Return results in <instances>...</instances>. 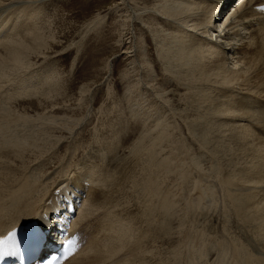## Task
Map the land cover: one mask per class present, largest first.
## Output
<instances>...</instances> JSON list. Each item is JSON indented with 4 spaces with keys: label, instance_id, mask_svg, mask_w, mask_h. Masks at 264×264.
Wrapping results in <instances>:
<instances>
[{
    "label": "bare ground",
    "instance_id": "6f19581e",
    "mask_svg": "<svg viewBox=\"0 0 264 264\" xmlns=\"http://www.w3.org/2000/svg\"><path fill=\"white\" fill-rule=\"evenodd\" d=\"M45 1L46 0H0V79L4 81L3 78L5 76H9L8 70H10L12 74L15 73L16 75L14 78H12L13 80L11 79L12 81H8L4 85L3 95L5 97L7 95V100L10 99L9 101H14L16 103L18 102L20 105L22 103L21 107L26 105L25 102L36 99L38 97V93L42 90H44V92L47 93V96H49L50 90L52 89L51 78L53 76L50 78V76H48L49 74H45L46 69H44L45 73L40 71L36 72L34 71L35 68L32 69L37 63L36 60L41 59V55H44V52L49 50L51 45L48 41L50 38H47V40L45 39V35H43L44 31L40 30L39 25L36 27L27 28V26L30 24H38V22H36L37 14L41 8L37 4H41V2ZM48 1L49 0L46 2ZM119 1L120 2L117 4L118 6L116 8L118 11L121 10V12L125 11L126 9L125 13L128 14L129 22L133 27L131 30H134L133 32L130 31L131 44L133 45L131 47H133L134 51H131L130 54L127 51V53L124 54L131 55L128 56L129 60L131 61L130 65L132 66L133 70L137 72V75L135 74L136 77H140L137 85L134 87L131 86L128 89V92H133L135 89L139 88L137 93V99L139 100L136 102H140L141 104L139 103L140 105H137L135 102V104H131L133 103L131 100H137L135 99L136 97L134 95L132 99L130 97L128 100L131 106L127 101L128 110L131 111V113H134V119H146L148 123L154 122L155 127L158 125L156 135L162 140V142L168 143L169 139H171L169 141L170 144L168 143L172 146L170 149L173 151H178L176 158L178 159V162L176 163L177 173H172L177 178L175 180H187L189 177V171L187 170L188 168H186V166L192 163L196 164L198 161H196V154H193L190 157L187 155L184 150V144L181 143L179 146L176 144V142L174 143L172 141V139H176L178 136H180L171 130L175 125L168 119L172 118L173 116L179 117L181 121L187 126H184L186 127V131L182 129L180 134H190L193 139H195V141L203 140L206 146L210 148L208 149L206 146H202L204 151H206L203 152V154L208 156L211 160H214V158L218 159L217 157L220 156V159L223 161V165H225L226 170H228L226 171L228 174L227 176H224V173L220 174L221 172H215V174L217 177L220 174L219 183L224 187V198L223 192H221V197L220 195L219 197L223 202H225L226 207L224 212H222L221 209H217L213 210L212 213H205L206 231L216 236H222L224 232H226V234L228 232L232 236L234 235L233 237L235 238L232 241H234L233 247L235 246V248L233 249L235 251L233 254L236 256L235 258L239 260V264H264V12L258 10V7L264 5V0H172L175 2H170L167 0H151V3L148 0H141L142 2H139V0ZM135 1H137V5L133 4ZM235 2H238V5ZM234 3L237 5V7H233ZM16 13H23V17H29L20 19L16 23L13 20V16ZM154 19H158L159 21L161 20L164 27H161L162 25L160 26V24H157V21H154ZM104 20L105 19L98 18L95 23L92 21V23L89 24L87 28L97 31V29H101L103 26ZM25 30L27 31L26 34H23L22 32H25ZM141 31L148 32L147 36L151 38V43L158 52L159 57H157V60L159 61V64L153 63L154 65H152V63H150L151 61L147 60V51L150 49L148 50V48L146 49L143 46L146 49L144 50V48L141 46L145 43V41H143L144 38L142 37L144 34H141ZM137 32L139 35L141 34V42H144H140L141 44L139 46H137V40L139 39V37H137ZM177 37H179L178 40ZM140 48L142 50H140ZM140 51L143 52L141 53ZM33 61L36 63H32ZM42 65L43 64H41V66ZM5 66L7 68H5ZM160 67L162 69V73L164 69L166 73L172 75L178 82V86L169 92L168 95H164V92L166 91H162L163 87H157L156 85V87L153 88L155 90L151 91L152 89L150 90L146 85H143V83L141 85L142 80H154L156 78L155 74L157 69ZM24 68L30 70L32 69L31 72L25 74V76L31 74L30 77L28 76L21 78L23 77L22 72ZM128 75H130V73H128ZM128 78L130 79L131 77L129 76ZM140 79L142 80L140 81ZM157 80L158 79L154 80L155 84L158 82ZM170 81L167 84H170ZM173 82L175 81L173 80L172 83ZM177 82L175 83L177 84ZM81 90V95L83 92H91L85 89ZM180 91L192 93V96H190V101L194 105L189 108L187 107V113H184L185 110L182 111V105H178L179 103L177 104V107L173 105L179 100H175L173 98L178 96L176 93ZM57 92L56 93L59 94L58 98L64 95L60 92V88L57 89ZM53 93H55V91ZM170 93L172 94L170 95ZM128 94L130 95L132 93ZM39 95L42 96L41 93H39ZM169 95L171 96L170 98ZM44 96L45 98L41 100L45 102L44 104H46L47 107L41 108V104L36 103L35 101L28 103L32 104L33 110L38 114L36 116H39V120H41L39 121L37 119L35 120L31 118L30 123L34 126V128H38V130L35 131L38 137L41 128L47 124L45 128L47 132L44 131V134L47 135V138H44L41 142L48 143L49 139L51 138L49 135L50 130L56 131L57 129L62 128L65 131L67 127L71 126L70 128H72L73 132L69 133L71 136L74 135L78 123L84 122V119L81 121L79 120L76 124V120L74 123H72V120L69 117H57L56 115H60L58 114L60 113L58 112L59 108H55V106L57 107L58 103L56 104L54 102V97L51 95L49 97L46 95ZM3 97H0L1 101L4 100ZM156 98L162 103L157 101ZM147 99L149 100L147 101ZM184 99L187 101L188 95H186ZM199 101H202V105H199ZM6 103H8V101H6ZM9 103V105H11V102ZM0 107L2 108L0 110V169H3V172L0 171V181L3 183L2 187L0 186V236L18 225H23L29 223L31 220L39 219L44 226H47V229L52 230L50 241L52 240L56 242L57 236L55 232L57 227L55 224L59 221V218H61L62 215H58L55 212L57 210L60 211L62 209H67V202L72 201L73 207L76 209V207L79 206L78 209H80L76 220L73 222V228L77 233L80 243L82 244V249L78 255L69 259L65 264H132V258L134 256L133 250L137 240L135 241L136 237L133 235V225L131 223L137 219L134 218L135 220L132 219V222L129 221V219L132 218L128 216L132 213L129 211V209H124V215H120L115 207L121 200H119L117 197L119 194L114 196V192L116 190L114 187L119 184L121 181L120 179L123 180L126 176L118 177L117 174L113 176L114 173L113 175H110V168H106L105 165L97 166L85 159L83 162H88L90 164H88L89 166H87L85 169L83 168V174H81L79 177L76 169V172L74 171L76 178L75 180L71 179L72 183L69 184H65V181L67 183V180L62 175L63 178H60V180H58L59 182L57 181L58 184L53 190L52 188L50 189L52 191L47 194L44 201L39 206V196L42 195L50 185L49 183L42 185V182L49 173L47 172L45 175L32 177V167L38 164L41 160L47 161V159L44 158L46 154H40L41 152L39 153L40 155L37 154L38 156L32 161V157L30 156L41 151L47 146H43L44 148L41 149V147L37 145V148L32 150L33 153L31 155V152L22 146L24 144H22L21 147L19 144L17 145L18 141L11 138L9 135V133L12 134L13 129L15 128H13L12 125L9 126V124L10 122L13 123L12 117H15L16 114L14 115L10 108H4V106ZM28 110L29 108H26L25 111L29 113ZM167 114L168 119L165 118ZM43 116L44 118H42ZM17 120L19 121V118ZM61 121L66 122L62 123ZM147 122L143 124L144 127L148 125ZM150 135H152V133ZM156 135L154 137H156ZM215 153L218 156H216ZM198 155L199 154H197V156ZM66 157L67 158L64 159V162H67L68 158H70L68 156ZM199 157H201V155H199ZM72 158L74 159L73 156ZM2 159H5V161L8 159L7 163L3 162ZM50 159L46 162V164L52 165L51 168H53V178L55 177L54 175H56L55 171L60 168L59 166L63 161L56 163L52 162L53 164H49ZM201 159L204 158L201 157ZM161 160H156L157 162H155V166L161 172H169L170 169H167L165 166L167 162ZM9 161L15 163L14 165L18 166L16 167L12 166V164L10 165L11 162L9 163ZM203 162H205V160ZM108 163L110 166L113 165L115 163V158H110ZM70 166H72L71 163ZM196 167L197 166H195V168ZM209 167L211 169L212 166ZM21 168L25 170H20ZM201 169L199 171H201ZM215 169L217 170L218 168ZM13 170L18 171L17 176L14 178L12 177ZM190 171L192 172V170ZM213 174L214 173H212V175ZM7 176H10V179H7ZM106 176L109 177L107 178ZM105 181L108 183V188L104 186L105 184L103 185ZM85 183L90 184V186H87L89 187V192L86 195L88 196L86 200L83 192V190L86 188ZM132 183H130V185ZM144 184L141 185L144 186ZM148 184H150L148 190L151 195H149V193H146V195L148 194V196H152L153 201H155V204L152 203L150 206L149 214L151 215L153 212L158 213V215H162L163 219H165L166 223H168L169 219L167 218L172 217H169V215H173L175 207L179 208L178 203H181L180 200H177V203L170 200L167 189L165 190L157 187L155 180L150 182L148 181ZM136 185L137 184H135V186ZM40 186L43 188L39 190ZM15 187L17 189H13ZM27 187L34 188V191L30 192L25 200L35 197L40 193L41 190L42 191L36 198L32 199L30 203L25 204L19 209L20 204L25 201L24 200L23 202L19 203L21 198L20 196L23 197L27 195ZM207 188H201L202 192H199L200 194H198L200 195L199 200L204 199L206 196L205 194L208 191ZM209 188L211 189L212 187L209 185ZM180 191L183 192L185 190ZM7 192H9V195L8 197H5L4 194ZM144 192H146V190ZM131 197H133V195ZM207 198L208 197H206V199ZM212 198H214V196L211 197V199ZM218 198L216 201L220 202ZM194 200L195 199H193V201ZM123 201H125V199ZM123 201H121V205L123 204ZM211 201L212 200L208 202ZM213 201L212 203H215ZM132 202H134V200ZM201 202L203 203V201ZM212 203L209 204L212 205ZM12 204H16V208H13ZM221 205L219 207H221ZM36 206H39V208ZM120 207L123 208L125 206ZM14 209L16 212L8 215V213ZM193 209L194 208H192V210ZM141 210L143 211V209ZM144 212L148 214L147 211L144 210ZM57 216L59 217L57 218ZM120 216H123L124 218L120 219ZM152 217H154V215ZM163 221L164 220H162V223ZM220 226H222L223 229H221L223 231L220 230ZM222 232L223 234H221ZM237 234H239V236ZM183 235L184 234H182V237H184ZM219 241H217V246H222L223 243ZM212 246L215 247L214 244ZM231 248L232 246L230 244L227 246V250L225 251L229 252ZM124 249H126V251ZM216 249L217 247L215 250ZM225 254L222 255L225 256ZM226 256L225 260L227 258ZM42 257L43 258L40 259V261L43 262L47 256ZM237 262L233 263L235 264Z\"/></svg>",
    "mask_w": 264,
    "mask_h": 264
},
{
    "label": "rangeland",
    "instance_id": "374dc122",
    "mask_svg": "<svg viewBox=\"0 0 264 264\" xmlns=\"http://www.w3.org/2000/svg\"><path fill=\"white\" fill-rule=\"evenodd\" d=\"M46 1L41 2V4L40 3L37 4L41 8V10L37 14L36 22H38V24H36V25L30 24L27 26V28L36 27L39 25L40 30L44 31L43 35H45L44 36L45 39L47 40V38H50V40L48 42L51 46H50L48 51L46 50L44 52L45 53L44 55H41V57H42L41 59L36 60L37 63L35 61L32 62V63H34V62L36 63V64L34 63L35 66H33L32 69L35 68L34 71H36V72H39V71L44 72L45 71L44 69H46V71H45L46 73L45 72L44 73L49 74L48 76H50V78L53 76L51 78L52 89L50 90V95L52 97H54L53 98L54 102L56 104L58 103V105H60V106L57 105V107L55 106V108H59L58 112H60V113H58L60 115H56V116L57 117L63 116V118H64V116L69 117L72 120L71 121L72 123H74L76 120V124L78 123L79 120L81 121L84 119L83 120L84 122L78 123L77 129H76L77 131L75 130V133L72 136L70 133L73 131H72V128H70L71 127L70 126V127H67L65 131L62 128L57 129L56 131L50 130L49 135L51 138L49 139L48 143L47 142H41L44 138H47V135L44 134V131L47 132L45 129L47 124H45V126H43L41 128V131H39L40 134L38 137V135L35 133V131H37L38 128H36V127L34 128V126L31 125L30 123H31V118L35 119V120L36 119L39 120V116L38 117L36 116L38 114L36 113V111L33 110L32 104H28V103L35 101L36 103L41 104V106H42L41 108L47 107V105L44 104L45 102L42 101L45 98L44 95L47 96V93H45L44 90L40 91L39 93H41L42 96H40L38 93V95H37L38 97L36 99H32L30 101L25 102L26 105L21 107L22 103L20 105V104H18V102L16 103L13 101L14 103H16V104H14L12 101H9L10 99L7 100V97H8L7 95H6V97L3 95L4 94V92H3L4 91V88H3L4 85L8 81L13 80L12 78H14V76H16L15 73L12 74L10 72V70H8L9 76H5L3 78L4 81H2L0 79V81H1L0 92L2 94V95L0 94V97L4 96L3 97L4 102L0 100V106H4V108L5 107L10 108L13 111V114L14 115L16 114L15 117H12V121L14 124L12 122H10V124H9V126L12 125L13 128L15 127L13 129L12 134L9 133L11 138L17 140L18 143L17 142L16 143H17V145L19 144L20 147L22 144H24L22 146H24V148H26L29 152H31L30 153L31 155L33 153L32 150H35L37 148V145H39L41 147V149L44 148L43 146H47L46 148L42 149L41 151L30 156V157H32L31 161L33 159H35L40 154H46V156L44 155L45 156L44 158H46L47 161L51 158L49 161V164H53V163H56L59 161L64 162V159L67 158L66 156L70 157V158H68L67 162L66 161L64 162V164L62 162V164L59 166L60 168L55 171L57 176L56 175H54V176L56 178L55 177L52 178V176H53L52 169L53 168H51L52 165L46 164L47 161L41 160L38 164H36L34 167H32V173H31L32 177L42 176V175L47 174V172L49 173L45 177L44 181L42 182V185H44L45 183H49L50 185L48 186L46 191L42 195L39 196V199H40L39 206L42 204V202L44 201L47 194H49L57 186V184L59 182L58 180H60V178L64 177L67 180V183L65 181V184L72 183L71 179L75 180V178H76V176H75L76 174L74 173V171L76 172V169H77V174L80 177V175L83 174L84 169L87 166H89L88 164H90L88 162H83L86 159V160L90 161L92 164H95L97 166L105 165L106 168H108V169L110 168V175H113V173H114L113 176H115L116 174L118 177L126 176V177H124L125 180L124 179L123 180L120 179L121 181L119 180L120 181L119 184H121V185L118 184L114 187V189H116L114 192V196H117L119 194L120 196L119 195L117 196L119 198V200L123 201L125 199V201H123L122 205L120 204V203H122L120 201L118 203V205L115 207V209L119 212V214L124 215V212H123L124 209L125 210L129 209V211L132 212L130 215H128L129 217H132L131 219H129V221L132 222L133 220L137 219V220L133 221V223H131L133 225L132 226L133 235L136 237L135 241L137 240L135 243L134 250H133L134 256L132 258V264H185V263L186 264H192V263L193 264H234L233 262H237V261L238 262L235 264H239V260L237 258H235L236 256L233 254L235 251L233 249V248H235V246L233 247L234 241H232L235 238V237H233L234 235L232 236L228 232H227V234H226V232H224V234H223V232H222L221 233V234H223L222 235L223 237H222V236H216L214 234H210L208 231H206L205 215L207 213H212L213 210H217V209L218 210L221 209V211L224 212L225 207H226L225 202H223L220 199L221 194H222L221 192H223V198H224V191H223L224 187H223V185L221 186V184L219 183V180H220L219 176L222 173L225 174L224 176H227L228 173L226 171H228V170H226L225 165H223V161L220 159V156H218L215 153L216 156H218L217 157L218 159L214 158V160H211L208 156L203 154V152H206V151H204V149L202 147V146H206L205 142H203V140H196L195 141V139H193V137L187 133H184L183 135L180 134L182 129H184V131H186V127H187L186 124H184L181 121V119L177 116L176 117L173 116L172 118L169 117L170 119H168V117H167L168 114H167L165 116V118L168 119L171 123H174V125H175L174 126L175 128L173 127L171 129L172 132L174 131V133H177L180 135L176 139H172V141L174 143L176 142V144L179 146L181 145V143L184 144V150L187 153V155L190 157L193 154H196V158H197L196 161L199 162V160H200L199 163L198 162L196 164L192 163V164H189L186 166V168H188L187 170L189 171V177L190 178L188 177L187 180H183V181L175 180V179H177L174 174L177 173L176 172V170H177L176 163L178 162V159H176V158L178 155V151L175 150L176 151L175 152L172 149H170L172 147L171 145H169L170 144L169 141L171 139H169V141H168L169 144L167 142H162V140L159 137H157V135H156V131L158 129L157 124H156L157 127H155L154 122H149L150 123V125H149V123L146 121V119H144V120L136 119V118L134 119L133 118L134 113H131V111L128 110V104H127L129 102L128 100L130 99V97L132 99V97H134V95L136 97L135 99L138 98L137 93L139 91L138 90L139 88H137V89L134 88L135 91H133V92H128V89L131 86L132 87L136 86L140 77L139 78L136 77L137 72L134 71L132 66L130 65L131 61L129 60L128 56H131V55L124 54V53H127V51L129 54L131 51H134L133 47H131L133 45L131 44V33H130V31L133 32L134 30L133 31L131 30V29H133V27H132V24H130V22H129L128 14L125 13L126 9H125V11H122V12H121V10L118 11V9L116 7L118 6L117 4L120 2L119 0H49L48 2L50 4ZM142 1H145V0H142ZM142 1L139 0V2H142ZM148 1L150 2L151 0H148ZM167 1L175 2L172 0H167ZM235 3L233 4V7H237V5H238V2L236 3L237 5H235ZM133 4L137 5V1H135V3H133ZM115 8H116V10H115ZM27 17H29V16L23 17V13H16L13 16V20H14V22L17 23L18 20L24 19ZM98 18L99 19H101V18L105 19L101 29H97V31H96V30H92L91 28H87V26H89V24H91L92 21L95 23V21ZM154 21H157V24H160V26L162 25L161 27H164L163 22L161 20L159 21L158 19L157 20L154 19ZM26 32L27 31L25 30V32H22V33L26 34ZM140 33L144 34L142 37L144 38L143 41H145V43L141 42V39H140L141 34L139 35V33L137 32V37H139V39L137 40V46H139L141 43H144L141 46L142 47L144 46L146 49L148 48V50L150 49L149 51H147V56H146V57H148L147 60L151 61L150 63H152V65L157 64V63L159 64V61L157 60V57H159L158 52L156 51V48L151 43V38L149 36H147L148 32L147 31H141ZM179 37H180V35H179ZM179 37H177V40ZM145 44H146V46H145ZM147 46H149V47H147ZM141 48H140V50H142ZM145 48H144V50H146ZM140 52L142 53L143 51H140ZM46 54H48V55H46ZM26 62H28V61H26ZM41 64H43L44 66L43 65L41 66ZM129 65L131 68L129 67ZM5 68H7V67L5 66ZM25 68L23 69V72H22L24 75L21 73L23 76L21 78L28 77V76L30 77V75H31L30 74L28 76L27 75L25 76V74H28L32 70V69L30 70V69H25ZM143 72H144V70H143ZM164 72H165V70L163 69V73H162L161 67L157 69V72L155 74L156 78L154 79V80L158 79L157 80L158 82H156V84H155L154 80L145 81V80L140 79V81L142 80L141 85L143 83V85H146L150 90L152 89L151 91L155 90L153 88H155L156 85H157V87H159V86L161 88L163 87L162 91H166V92H164V95H168L169 92H171L174 88H176L178 86V82L176 81V79L172 75H170L166 72L164 74ZM128 73H130V75H128ZM10 74H12V75H10ZM127 76L128 77L130 76L131 78L129 79ZM141 77H142V72H141ZM8 79H10V80H8ZM25 80H27V79H25ZM166 80H167V82H166ZM173 80L175 82H177V84L175 82L172 83ZM169 81L171 82L170 83L171 85L167 84ZM163 83H166L167 85L163 84ZM131 84H133V85H131ZM164 87H165V89H164ZM58 88H60V92L62 94H64L63 96H60L59 98H58L59 94H57ZM81 89L89 90L91 92L90 93H88V92L84 93L83 92V94L81 95V91H82ZM54 91H55V93H53ZM180 92H177V93L175 92L176 94H178V96H175L173 99H175V100L179 99L180 101L178 100L173 105L175 107H177V104L179 103L178 105H182V111L185 110L184 113H187L188 108L194 105L190 101V96H192V93L186 92V91H180ZM128 93H132V94L129 95ZM188 93H190V94H188ZM171 94L172 93H170V95ZM170 95H169V98L171 97ZM186 95H188L187 101L184 99V97ZM49 96H47V97H49ZM138 100L139 99H137V100L133 99V101L131 100V102H133L131 104L137 103V105H140L141 104L140 102H139L140 104L138 102H136ZM148 100L149 99H147V101ZM199 100H200V98H199ZM6 101H8V103H6ZM22 101H24V100H22ZM157 101L160 102V100H158V99H157ZM9 102H11V105H9L10 104ZM164 102H166V101H164ZM160 103H162V102H160ZM199 103H200L199 105H202V101H199ZM131 104L129 102L130 106H131ZM25 107L29 108V110H28L29 113H27L25 111L26 110ZM64 108H66V109H64ZM1 109L2 108L0 107V110ZM14 109L17 112H15ZM20 110H21V112H20ZM40 112H43V111H40ZM65 112H67V113H65ZM25 114H27V115H25ZM13 118H14V120H13ZM18 118H19L20 122L17 120ZM42 118H44V116ZM39 121H41V120H39ZM66 121H61V122L65 123ZM142 121H143V123H142ZM23 122L24 123L27 122V123L24 124ZM146 122L148 123V125L146 127H144L143 124H145ZM184 126H186V127H184ZM143 127H144V129H143ZM149 127H150V129H149ZM21 129H22V131H21ZM147 129L150 131H148ZM151 129H154V130H151ZM141 130H143V131H141ZM151 133H152V135H150ZM147 135H149V136H147ZM155 135H156V137H154ZM171 137H173V136H171ZM190 139H192V140H190ZM215 143H216V141H215ZM219 146H220V143H219ZM140 147L142 148V150ZM207 148L210 149L209 147H207ZM10 150H11V147H10ZM164 151H166V152H164ZM188 151H189V153H188ZM207 152H210V151H207ZM197 154L201 155V157H203L204 159H201V157H199V155L197 156ZM72 156L74 157V159L72 158ZM105 156H107V157H105ZM164 156H165V158H164ZM30 157H29V159H30ZM113 157L115 158V163L110 166L108 161L110 160V158H113ZM161 158H162V160H161ZM146 159H148V160H146ZM155 159L157 161L161 160V161L167 162L165 164V166L167 167V169H170V171L169 172H161L155 166V162H157ZM2 160H3V162H6V163L8 161V159H7V161H5V159H2ZM204 160H205V162H203ZM69 161L72 164V166H70ZM10 162L11 161H9V163ZM201 162H203V163L200 164ZM106 163L109 165H107ZM146 163H147V165H146ZM11 164H12V166H16V167L18 166V165H14L15 163H13V162H11L10 165ZM143 166L144 167L146 166V167L144 168ZM195 166H197V167L199 166V167L195 168ZM209 166H212L213 169H212V167L210 169ZM215 168H218V169L216 170ZM146 169H147V171H146ZM200 169H201V171H199ZM2 170L3 169L1 168L0 171H2ZM20 170H25V169L21 168ZM151 170H153V171H151ZM190 170H192V172ZM144 171H146V172H144ZM137 172H138V174H137ZM215 172H221V173L217 177ZM122 173H124V174L126 173V174L124 175ZM172 173H174V174H172ZM212 173H214V174L212 175ZM12 174H13L12 177L14 178L17 176L18 171L13 170ZM121 174H122V176H121ZM62 175H63V177H62ZM9 177L10 176H7V179ZM106 177L108 178L109 176H106ZM196 177H197V179H196ZM141 178H142V180H141ZM153 178H155V179H153ZM54 179H56V180H54ZM134 179H135V181H134ZM136 180H138V181H136ZM154 180L157 184V187L165 189V190L167 189V192H169V199L170 200H172L175 203L178 202L177 200H180V202H181V203H178L179 208H177V207L174 208L173 215H169V213H168L169 217L172 216L170 218H167V219H169L168 223H166L165 219H163V216L160 214L158 215V213L153 212L155 214H153V213L151 215L149 214L150 206L152 203L155 204V201H153L152 196L150 197V196H148V194L146 195V193H149L148 188H149L150 184H148V181L150 182V181H154ZM213 180H215V181H213ZM190 182H192L193 184ZM130 183H132V184L130 185ZM107 184L108 183L106 181H105V183H103V185L108 188ZM135 184H137V185L135 186ZM141 184H144V186H142ZM2 185H3V183H2V181H0V186L2 187ZM209 185L212 187L211 189L209 188ZM87 186H90V184L85 183V187L87 188V189L85 188L83 190L85 200L88 197L86 195L89 192V187H87ZM131 186H133V187H131ZM188 186H191V187H188ZM140 187L141 188L143 187V188L141 189ZM41 188H43V187L40 186L39 190ZM51 188H52V190H50ZM132 188H134L135 191ZM137 188H138V190H137ZM201 188H203V189L207 188L208 191L206 192V194H205L206 196L204 197V199L199 200L200 195H198V194H200L199 192H202ZM13 189H17V188L15 187ZM200 189H201V191H200ZM209 189L211 190V192ZM26 190L28 191L27 195L23 196V197L20 196L21 198H20L19 203L23 202L28 197L29 193L34 191V188L27 187ZM86 190H87V192H86ZM145 190H146V192H144ZM180 190H185V191L182 192ZM186 190H188L189 192ZM41 191H40V193H41ZM208 193H210L211 195ZM218 193H220V194H218ZM8 195H9V192L4 194L5 197H8ZM38 195H36L33 198L25 200L23 203L20 204L19 209L22 208L25 204L30 203V201L32 199L36 198ZM132 195H133V197H131ZM149 195H151V194L149 193ZM175 195L178 197V199ZM219 195H220V197H219ZM136 196L137 197L141 196L142 200H141V197H138V199L140 198L138 200ZM213 196L215 199L214 198L211 199V197H213ZM144 197L147 199V202H146V199ZM206 197H208V198L206 199ZM181 198H182V200H181ZM188 198H189V200H188ZM217 198L219 199L220 202L216 201ZM149 199H150V201H149ZM191 199H192V202H191ZM193 199H195V200L193 201ZM133 200H134V202H132ZM136 200L139 203H137ZM210 200H212V201L214 200L213 202H215V203H212V201L208 202ZM201 201H203V203ZM124 202H125V204H124ZM131 203L134 205V207ZM140 203H141V205H140ZM209 203H212V205ZM147 204L149 205V208H148ZM126 205L127 206L129 205L131 207H129V206L127 207ZM135 205H136L137 209H136ZM193 205H195V206H193ZM214 205H215V207H214ZM220 205H221V207H219ZM39 206H36V207L39 208ZM120 206H125V207L122 208ZM202 206H203V208H202ZM204 206H205V209H204ZM12 207L16 208V204H12ZM206 207H208V208H206ZM192 208H194V209L192 210ZM19 209H17V210H19ZM141 209H143V211ZM144 210L147 211L148 214H146V212H144ZM196 211H198V212H196ZM15 212H16V210L14 209L13 211H10L8 213V215L15 213ZM140 212L141 213L143 212L144 215L145 214L146 215L144 216L143 213L141 214ZM188 213H190V214H188ZM153 215H154V217H152ZM158 216H160V217H158ZM147 217H149V218H147ZM84 218H82V219H84ZM123 218L124 217L122 216L120 219H123ZM185 218H187V219H185ZM161 219L164 220L163 221L164 226H163ZM194 219H196V220H194ZM179 221H180V223H179ZM134 222H136V223H134ZM134 224H135V226H134ZM221 228H222V226H220V230L223 231L222 230L223 228L222 229ZM158 229H160V230H158ZM162 232H163V234H162ZM182 234H184L183 235L184 237H182ZM237 235L239 236V234H237ZM229 238H230V240H229ZM217 241L222 242L223 245L217 246ZM190 243H191V245H190ZM213 244L215 245V247L212 246ZM230 244L232 246L231 250L229 252L225 251V250H227L226 249L227 246ZM216 247H217V249L215 250ZM124 250L126 251V249H124ZM191 251H193V252H191ZM228 253H229V255H228ZM218 254H220V255H218ZM222 254L223 255L225 254V256L227 255L226 260H225V256H223ZM220 257H222V258H220ZM257 264H259V263H257Z\"/></svg>",
    "mask_w": 264,
    "mask_h": 264
},
{
    "label": "snow or ice",
    "instance_id": "6c2138e0",
    "mask_svg": "<svg viewBox=\"0 0 264 264\" xmlns=\"http://www.w3.org/2000/svg\"><path fill=\"white\" fill-rule=\"evenodd\" d=\"M261 10H264V8H262ZM15 236L16 233L12 232L8 236L0 239V255L6 254L9 246L13 248L15 247V243H16Z\"/></svg>",
    "mask_w": 264,
    "mask_h": 264
}]
</instances>
